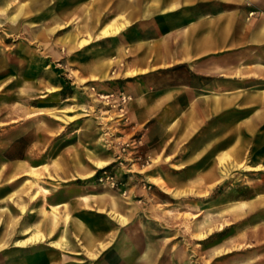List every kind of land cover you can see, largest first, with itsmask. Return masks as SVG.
Returning <instances> with one entry per match:
<instances>
[{
  "label": "rangeland",
  "instance_id": "rangeland-1",
  "mask_svg": "<svg viewBox=\"0 0 264 264\" xmlns=\"http://www.w3.org/2000/svg\"><path fill=\"white\" fill-rule=\"evenodd\" d=\"M17 4L15 0L0 4V28L22 24L57 29L41 43V61H49L54 49H65L64 33L81 22L65 26V21L53 19L50 10L62 4H52L34 19L12 20ZM107 16L104 23L111 14ZM83 45L87 62H94L97 55L103 57L108 76L84 83L78 80L75 90L66 89L67 106L51 113L66 130L51 136L54 142L46 155L53 160L50 167L42 169L56 177L68 175L70 170L71 177L44 179L35 172L34 178L19 183L20 189L11 197L13 203L24 206L26 224V207L31 202L40 207L31 214L32 221L39 222V230L53 216L49 196L58 202L72 201L68 212L71 223L65 230L60 227L64 213L57 209L61 223L52 242L63 238L64 244L37 245L39 264H97L106 254L97 260L80 254L86 248L83 239L87 226L95 238L106 231L117 232V251L105 259L106 264H134L137 253L131 247L146 240H161L159 264H259L264 117L255 114L253 108H232L211 117L200 130H182L192 125L175 107L154 111L149 107L156 105L166 89L201 83V77L184 66L123 76L117 73V66H112L111 36L90 39ZM63 150L72 158L70 168L58 161ZM91 172L94 174L84 177ZM36 192L37 199L32 200ZM79 195L88 196L91 202L73 200ZM112 203L117 204V211L109 213ZM239 204L247 207L240 209ZM119 214L124 216L120 222L116 220ZM224 243L230 252L213 249Z\"/></svg>",
  "mask_w": 264,
  "mask_h": 264
},
{
  "label": "crops",
  "instance_id": "crops-1",
  "mask_svg": "<svg viewBox=\"0 0 264 264\" xmlns=\"http://www.w3.org/2000/svg\"><path fill=\"white\" fill-rule=\"evenodd\" d=\"M15 1L18 4L11 14L12 20L34 19L40 11L50 10L52 4H62L50 10L53 19L65 21V26L81 22L67 29L65 49L59 52L54 49L49 61L39 59L40 46L57 29L28 28L22 24L0 28V264H30L29 259L31 264H39L37 245L50 244L61 223L57 209L64 213L60 227L65 230L71 223L68 212L72 201L58 202L49 196L52 203L48 208H54L53 216L39 230V222L32 221L31 214L40 207L32 202L26 207L29 216L26 224L24 206L13 203L11 197L20 189L19 183L34 178L35 172L44 179H70V170L68 175L56 177L54 172L48 174L42 169L45 165L50 167L53 160L46 155L54 142L51 136H59L66 130L63 123L51 116L67 106L66 89L75 90L78 80L84 83L108 76L109 67L102 56L87 62V52H82L86 47L83 44L90 39L112 37V66H117V73L123 76L161 73L184 66L201 77V83L166 89L156 105L149 107L152 111L175 107L192 125L191 129L182 130H200L211 117L232 108H253L255 114L264 117V0ZM7 2L0 0V4ZM108 14L111 18L104 23ZM145 111H148L146 102ZM64 153L65 150L58 161L70 168L72 158ZM91 174L94 173L84 177ZM35 199L37 192L32 197ZM73 200L91 202L83 195ZM246 207L239 204L240 209ZM114 210L117 211V204L112 203L109 213ZM120 217L124 216L114 218L120 222L123 220ZM77 224L85 228L82 222ZM86 230L83 239L86 248L80 254L97 260L104 253L97 264H106L105 259L117 251L114 246L117 232L106 231L95 238L88 226ZM62 240L52 243L59 246ZM218 248L231 251L225 243L213 249ZM131 250L137 253L134 264H159L163 255L161 240L135 242ZM222 254L226 253L217 255ZM256 259L264 264L263 192H259Z\"/></svg>",
  "mask_w": 264,
  "mask_h": 264
}]
</instances>
